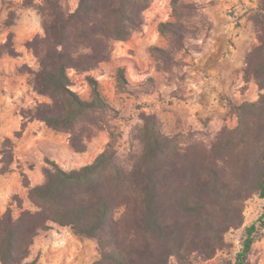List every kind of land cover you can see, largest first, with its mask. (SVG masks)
<instances>
[{"label":"rangeland","instance_id":"rangeland-1","mask_svg":"<svg viewBox=\"0 0 264 264\" xmlns=\"http://www.w3.org/2000/svg\"><path fill=\"white\" fill-rule=\"evenodd\" d=\"M78 3L67 0L66 5L73 11ZM45 5V0H0V215L11 208L17 217L19 205L37 209L26 184L45 179L48 160L68 170L80 168L109 143L128 159L140 149L138 136L149 115L181 147L200 142L211 148L223 132L241 126L238 107L264 93L247 72L249 60L256 63L264 55V0H153L143 28L126 43L113 42L109 60L89 72L68 71L72 89L86 100L92 98L88 77L97 79L111 110H96L73 131L54 130L34 118L35 108L52 100L33 87L39 60L28 47L44 35ZM164 22L173 25L162 30ZM31 121L39 137L24 133ZM230 136L237 139L235 133ZM236 143L227 146V155L238 154ZM75 147L87 149L75 154ZM263 212L264 197L249 194L241 200V225L225 233L224 245L211 256L195 252L185 264H235L245 228ZM49 225L35 237L29 260L93 264L99 258L94 239ZM257 227L246 264H264V228Z\"/></svg>","mask_w":264,"mask_h":264},{"label":"trees","instance_id":"trees-1","mask_svg":"<svg viewBox=\"0 0 264 264\" xmlns=\"http://www.w3.org/2000/svg\"><path fill=\"white\" fill-rule=\"evenodd\" d=\"M66 2L45 0L44 35L28 43L39 60L33 87L52 100L40 103L34 118L57 131H73L96 110H111L97 79L88 77L92 98L86 100L72 89L68 71L89 72L109 60L113 42L143 28L153 0H79L73 11ZM172 25L164 22L161 29ZM247 72L264 89V55L249 60ZM238 109L241 126L223 132L211 148L200 142L181 147L149 115L140 149L128 159L109 143L80 168L48 160L44 181L26 184L37 209L19 205L17 217L11 208L0 215V263L38 264L29 260L31 246L49 222L94 239L99 258L93 264H168L171 257L185 264L195 252L213 255L225 233L241 225V200L255 192L264 197V93ZM235 143L238 154L227 155ZM257 225L264 228V212L245 228L235 264H246Z\"/></svg>","mask_w":264,"mask_h":264},{"label":"crops","instance_id":"crops-1","mask_svg":"<svg viewBox=\"0 0 264 264\" xmlns=\"http://www.w3.org/2000/svg\"><path fill=\"white\" fill-rule=\"evenodd\" d=\"M120 43H126V42H124V41H121ZM36 125V122L35 121H31V122H28V125L26 126V128H25V130H24V133L26 134V133H30L29 135H32V136H36V137H39L40 136V134H37L36 135V133L35 132H37V130L35 129V126ZM38 133V132H37ZM33 143L31 142V141H29V145H32ZM73 153H75V154H80V152L78 153V152H74V151H72ZM96 157V156H95ZM94 157V158H95ZM93 158V159H94ZM57 161V160H56ZM58 162V161H57ZM64 168H66V167H64ZM66 169H68V168H66ZM43 178V177H42ZM44 181V178L43 179H41L39 182H37V183H35V181H33L32 180V183H31V186H34V185H36V184H40V183H42Z\"/></svg>","mask_w":264,"mask_h":264}]
</instances>
